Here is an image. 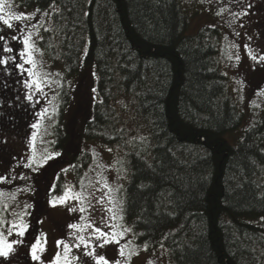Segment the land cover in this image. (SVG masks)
<instances>
[{
  "label": "trees",
  "instance_id": "16d2710c",
  "mask_svg": "<svg viewBox=\"0 0 264 264\" xmlns=\"http://www.w3.org/2000/svg\"><path fill=\"white\" fill-rule=\"evenodd\" d=\"M15 2L49 11L52 30L38 46L64 76L94 67L97 100L84 139L120 149L122 220L136 243L163 244L170 264H264V110L236 145L225 142L243 114L219 64L220 30L186 35L191 14L180 0ZM21 80L11 64L0 68V134L29 130ZM60 80L53 133L65 153L70 94ZM79 155L71 162L86 165L89 154ZM55 185L61 194V177Z\"/></svg>",
  "mask_w": 264,
  "mask_h": 264
},
{
  "label": "rangeland",
  "instance_id": "374dc122",
  "mask_svg": "<svg viewBox=\"0 0 264 264\" xmlns=\"http://www.w3.org/2000/svg\"><path fill=\"white\" fill-rule=\"evenodd\" d=\"M180 1L191 14L190 25L185 31L186 35H195L202 27L218 28L220 30L219 64L227 77L228 93L243 114L241 125L235 130L226 133L223 139L230 145H236L245 128L257 118H260L264 110V95L259 94L261 90H264V84H258L260 80L257 75L264 65L254 63L248 56L249 50L257 56L264 54V25L261 20L260 11L256 5L258 0H244L241 5L237 4L235 0ZM11 3L15 11L32 13L35 10V8H25L15 2V0H11ZM249 4L252 5L251 8H248ZM221 8L224 9V12L218 15L217 13ZM244 9H247L248 15L238 17L231 15V13H239ZM38 18L45 21L44 27L52 30L53 23L51 17L39 16ZM42 32L43 29L39 32L40 36H42ZM236 33H239V35H236ZM3 34L8 36L18 33L5 31ZM33 39L37 41V47L39 48L38 42L40 40L35 31H33ZM245 45H248V49H245ZM9 46L17 50L22 47L21 44L14 41H9ZM237 55L240 57L238 60L236 59ZM37 59L43 61L45 70L52 74L53 80L61 83L60 79L65 78L69 88L70 100L63 113L62 122L64 125L62 130L66 135L63 146L66 155H63L65 153H62L60 150L57 151L55 148L53 131L59 121L57 106L58 93L61 87L53 85L52 90L45 89L48 92L47 99L42 95L39 96L40 103L36 104L35 107L27 101L31 124L37 119L35 114L44 108L48 109L50 115L55 113L51 115V119L47 117L41 119L39 129L29 127L26 136L6 133V130L0 134V175L9 174V170L15 168L17 162L21 164L25 163L27 156L32 153L33 144L37 154H40L47 148L49 153L59 152L61 155L49 160L39 172H31L26 168H16L17 174L23 172L30 179H17L6 184H0V213L3 214L6 220H11L13 217L9 213L3 212V204L5 202L9 204V212L21 211L25 203L31 205L32 207L28 209L31 215L25 217L30 227L22 238L23 243L16 245V251L21 248L24 249L28 239H30V245L35 243L37 239H40L42 245L46 248L43 253H40L44 264H49V262L53 261L57 253L60 254V264H64V249L63 247L58 248L56 242L63 240L69 244L73 243L74 240L70 234L75 233L76 230L68 226L72 223L86 224L87 220L81 221L80 217L82 214L79 211H69V208L80 207L77 201H69L67 205L63 206H50L48 202L50 199L49 186L56 184V177L59 176L62 178L64 187L74 185L75 190L80 191V181L84 173L87 172L90 177L95 178L96 173L100 170L96 167L98 164L104 167V175L110 184L119 183L124 186L127 180L128 169L124 163V168L126 169L124 175L126 178L118 180L117 169L121 167L118 161H124L120 149L117 146L106 145L99 140L87 141L84 139L85 124L92 118L93 106L97 100V81L94 67L81 65L72 76H64L65 71L62 63L58 62L52 65L51 61L43 53H37ZM24 78L26 77H22V79ZM93 89H95V92L92 91ZM20 90V95L23 96L25 89L23 86L21 88V85ZM25 102L26 100L24 99L23 103ZM34 132H38V135L35 136L33 141ZM108 149H111V151H108ZM84 153L89 154L86 165H83L79 161L71 162L73 157L75 158L77 155ZM13 157L17 159L14 160ZM69 165H76V167L69 168ZM80 165H83V167H80ZM90 166L93 169L91 171ZM61 169H68V171L67 173H62ZM85 183H87V180H85ZM25 185L29 186L32 190L23 193L17 191L18 186L23 187ZM12 193H16L17 199L15 202L10 199ZM52 195L60 194L55 192ZM96 195H100V193H96ZM40 201H43V207L47 213L36 217L35 223L30 224L33 218V208ZM83 215L87 217L89 213L85 212ZM101 215L102 213L99 209L91 214V219L96 221L97 226H99ZM54 220L60 224V231H57L53 227ZM113 223L130 228L123 220H117ZM115 230L119 231L120 229ZM10 239H16V237L13 236ZM129 242V246L136 247L139 252L138 255L131 257L130 264H148L149 261H152L153 264H170L165 247L153 248L151 250L147 247V251H144L143 246L145 244L136 243L132 231L120 240V245L129 244ZM30 245L28 252L30 264H39V262L31 259ZM120 245L115 243L107 244L103 249H97V251L100 254L106 255L110 260H116L120 258L118 256ZM76 256L81 257L80 264H84V261H87V264H92L91 260L83 257L80 249L71 248L68 254L71 264H78L77 260L74 259Z\"/></svg>",
  "mask_w": 264,
  "mask_h": 264
},
{
  "label": "snow or ice",
  "instance_id": "6c2138e0",
  "mask_svg": "<svg viewBox=\"0 0 264 264\" xmlns=\"http://www.w3.org/2000/svg\"><path fill=\"white\" fill-rule=\"evenodd\" d=\"M251 7L252 5L249 4L248 8ZM49 8L53 10L52 14L54 15L55 4H50ZM13 9L14 6L11 0H0V53H2L0 54V68L7 69L9 64H11L21 77H26L20 81L25 89L24 99L35 107L36 104L40 103L39 96L42 95L47 99L48 92L45 89L52 90L53 85L57 87L63 86L59 81L52 79V74L45 70L43 61L37 59V53L42 54V50L37 47V41L33 39V31H35L41 42L43 41V37L39 35L40 30L43 29L45 32L51 31V29L44 27L45 21L38 18L39 16L49 17L50 13L48 10L42 12L39 8L35 9L32 13L15 11ZM223 12L224 9L221 8L217 14L220 15ZM248 14L247 9L239 13H231L233 17L246 16ZM5 31L18 34L6 36L3 34ZM236 35H239V33H236ZM9 41L17 42L22 47L18 50L14 49L9 46ZM244 47L248 49V45ZM248 56L254 63L264 65V54L257 56L249 50ZM239 58L237 55L236 59L238 60ZM8 74L11 75V71ZM92 91L95 92V89ZM259 94L264 95V90H261ZM54 114L52 113L51 115ZM35 115L37 119L30 125L32 129H39L41 119L45 117L51 119L47 108L41 109ZM36 135H38V132L33 133V141ZM4 142L6 143V141ZM108 151H111V149H108ZM60 155L61 153L59 152L49 153L47 148L40 154H37L33 144L32 153L27 156L26 162L22 164L17 162L15 168L9 170V174L0 175V184H6L17 179L28 180L30 177L23 172L17 174L16 168H26L31 172H39L49 160ZM13 159L16 160L17 158L13 157ZM118 163L121 167L117 169V179H124L126 178L124 175L126 172L124 168L125 162L121 160ZM75 167L76 165H69V168ZM80 167H83V165H80ZM96 167L100 170L96 173L95 178L90 177L87 172L84 173L80 181V191H76L74 185L65 186L62 194L53 196L52 194L57 190V185L53 184L49 186L50 199L48 202L50 206H63L67 205L69 201H77L80 207L69 208V211H79L82 214L80 217L81 221L87 220L86 224H70L68 227L76 230L75 233L70 234L74 242L69 244L60 240L56 242L57 247H63L64 249V264H71L68 258L71 248L80 249L83 257L91 260L92 264H130L131 257L138 255L139 252L136 247L129 246L130 242L129 244L120 245V240L127 233L131 232L132 229L118 223H113L114 221L123 219L121 215L123 212V185L119 183L110 184L104 175V167L99 164ZM91 170L93 169L90 166ZM67 171L68 169H61L62 173H67ZM56 180H59V176L56 177ZM85 180H87V183H85ZM31 190L27 185L23 187L18 186L17 189L20 193ZM96 193H100V195H96ZM10 199L15 202L17 199L16 193H12ZM30 207L32 206L25 203L21 211L9 212V204L7 202L3 204V212L9 213L13 219L6 220L3 214L0 213V257L8 258L16 251V245L23 243L22 238L30 227L25 219L26 216L31 215L28 211ZM98 209L102 213L99 226H97L95 220L91 219V214ZM85 212L89 213L87 217L83 215ZM118 228L120 230L116 231L115 229ZM13 236L16 239H10ZM111 243L120 245L118 249V256L120 258L116 260H110L106 255L100 254L97 251V249H103L107 244ZM161 247H163V244H161ZM45 250L46 248L42 245V241L37 239L35 243L30 245L31 259L39 262V264H44L40 253H43ZM143 250L147 251V244L143 246ZM74 259L80 264V256H76ZM49 264H60V254L57 253L54 260L49 262ZM84 264H87V261H84ZM148 264H153V262L149 261Z\"/></svg>",
  "mask_w": 264,
  "mask_h": 264
},
{
  "label": "flooded vegetation",
  "instance_id": "af4514ba",
  "mask_svg": "<svg viewBox=\"0 0 264 264\" xmlns=\"http://www.w3.org/2000/svg\"><path fill=\"white\" fill-rule=\"evenodd\" d=\"M235 2L239 5H241L244 2V0H239V2H237V0H235ZM256 5L260 11L261 20H262V23L264 25V0H258ZM257 75L259 76L258 79L260 80L258 84H264V67L258 71ZM42 202L43 201H40V203H37L34 206L33 215H32L33 218L31 220L30 224L35 223L36 217H38L44 213H47L46 209H44V207H43L44 204ZM52 225L57 231H60L61 226L55 220H54V223ZM29 241H30V239H28L27 242L25 243L24 249L23 248L18 249L15 253L11 254L8 258L0 257V264H30V259L28 256L29 245H30ZM25 248H26V250H25ZM25 251H26V253H25Z\"/></svg>",
  "mask_w": 264,
  "mask_h": 264
}]
</instances>
